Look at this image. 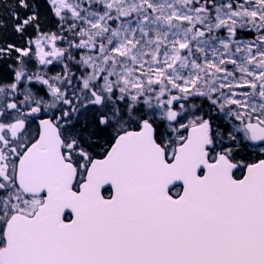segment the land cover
Returning a JSON list of instances; mask_svg holds the SVG:
<instances>
[{
    "label": "snow or ice",
    "instance_id": "snow-or-ice-1",
    "mask_svg": "<svg viewBox=\"0 0 264 264\" xmlns=\"http://www.w3.org/2000/svg\"><path fill=\"white\" fill-rule=\"evenodd\" d=\"M0 264H264V0H0Z\"/></svg>",
    "mask_w": 264,
    "mask_h": 264
}]
</instances>
